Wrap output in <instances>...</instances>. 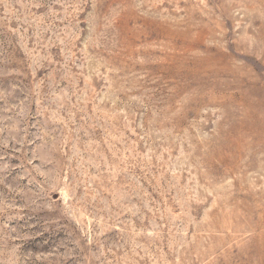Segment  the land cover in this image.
<instances>
[{
    "label": "rangeland",
    "instance_id": "1",
    "mask_svg": "<svg viewBox=\"0 0 264 264\" xmlns=\"http://www.w3.org/2000/svg\"><path fill=\"white\" fill-rule=\"evenodd\" d=\"M0 264H264V0H0Z\"/></svg>",
    "mask_w": 264,
    "mask_h": 264
}]
</instances>
